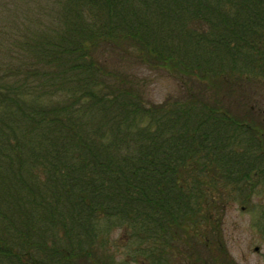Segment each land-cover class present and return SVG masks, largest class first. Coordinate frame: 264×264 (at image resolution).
I'll use <instances>...</instances> for the list:
<instances>
[{
	"label": "trees",
	"instance_id": "1",
	"mask_svg": "<svg viewBox=\"0 0 264 264\" xmlns=\"http://www.w3.org/2000/svg\"><path fill=\"white\" fill-rule=\"evenodd\" d=\"M0 10V264H223L225 213L264 190V0Z\"/></svg>",
	"mask_w": 264,
	"mask_h": 264
},
{
	"label": "rangeland",
	"instance_id": "2",
	"mask_svg": "<svg viewBox=\"0 0 264 264\" xmlns=\"http://www.w3.org/2000/svg\"><path fill=\"white\" fill-rule=\"evenodd\" d=\"M135 70L136 68H134ZM137 73L146 75L149 78V95L158 102L181 90L180 81L168 73L165 74L161 71L153 73L145 69H138ZM260 189H258V193L255 191L251 194L250 200L247 199L242 201L243 203L240 201L232 204L221 221V240L230 256L225 258L228 264H264V190ZM113 230L109 238L111 249L123 244L126 237L122 229L114 228ZM214 247L216 246L211 245V248L208 247L207 253L215 254L217 248L214 249ZM255 247H258V249L255 250ZM207 253L205 251V255L208 257ZM196 255L194 254L191 258L194 259ZM167 257L169 258V256ZM169 259L171 261L169 264H193V260L190 259ZM223 260H219V262L227 264ZM213 261L214 259L210 262Z\"/></svg>",
	"mask_w": 264,
	"mask_h": 264
},
{
	"label": "water",
	"instance_id": "3",
	"mask_svg": "<svg viewBox=\"0 0 264 264\" xmlns=\"http://www.w3.org/2000/svg\"><path fill=\"white\" fill-rule=\"evenodd\" d=\"M258 249V247H255V250H257Z\"/></svg>",
	"mask_w": 264,
	"mask_h": 264
}]
</instances>
